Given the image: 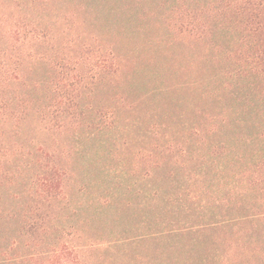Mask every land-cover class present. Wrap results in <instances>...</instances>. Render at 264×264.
Returning <instances> with one entry per match:
<instances>
[{
	"label": "trees",
	"instance_id": "1",
	"mask_svg": "<svg viewBox=\"0 0 264 264\" xmlns=\"http://www.w3.org/2000/svg\"><path fill=\"white\" fill-rule=\"evenodd\" d=\"M97 1L0 0V264H146L138 248L170 249L176 239L225 247L212 264H264V0H133V10L121 0L129 24L150 19L165 32L150 61L179 47L193 68L214 69L189 84L206 101L200 120L180 125L131 102L129 74L146 46L131 47L138 37L108 22L115 8L101 3L113 0ZM106 89L114 101L95 106ZM123 121L124 144L142 140L140 201L113 195L104 207L120 199L143 221L103 238L68 222L76 209L63 138ZM82 212L77 202V223Z\"/></svg>",
	"mask_w": 264,
	"mask_h": 264
},
{
	"label": "rangeland",
	"instance_id": "2",
	"mask_svg": "<svg viewBox=\"0 0 264 264\" xmlns=\"http://www.w3.org/2000/svg\"><path fill=\"white\" fill-rule=\"evenodd\" d=\"M113 1L112 3H101L108 8H115L114 14L116 15L108 18V22L120 32L124 31V28L120 26L123 25L127 28L129 36L138 37L131 47L136 48L138 44L142 43L146 46V50H143L140 57V71L129 74L131 78L128 80V90H130L131 102L134 100L135 104L139 105L140 111L154 110L152 112L160 116L158 123L171 122V118L174 119L172 125L200 120L196 114V108H203L206 101L200 102V93L193 92V87L190 88L189 84L194 81V78L213 76L214 69L206 68L198 62L196 63L199 65L198 67L204 68V70L193 68L188 64L191 59L187 56L190 53H183L179 47L174 49L176 52L173 51V54L170 52L172 55L164 61L159 57L150 61V56H158L153 50H149L152 47L151 42L157 36L159 38L164 36V30H157L154 27L155 23L149 21L150 19L134 18V22L129 24L126 20L129 12H125V8H127L125 2ZM68 3L72 7H77V0H68ZM127 4L130 5L128 7H132L133 0ZM94 6L98 7L96 3ZM145 23L146 30L141 34L138 32L139 27L144 26ZM147 23L153 26L149 25L148 27ZM43 71L44 69L37 70L32 74V79L40 77ZM152 88L155 91L147 98L146 93ZM109 91L106 89L96 93L92 99L94 105H106L113 102V92ZM124 117L127 115L124 114ZM134 117L130 116L131 119ZM126 124L128 123L123 121L121 127L116 131L105 132L103 129L102 132H96L90 137H87L86 133L79 135L76 131L63 138V142L65 141L67 146L71 147L69 154L72 157L66 159V162L73 174L70 189L72 205L76 209L73 213L74 218H69L68 222L70 225L84 229L87 233L104 236L103 238L119 235L122 231L137 226L140 221H143L142 214L138 215L135 210L129 211L123 208L124 201L120 199L116 200V204H113L112 208H109L110 210L104 207V205L107 206L106 201L110 200L113 195H122L125 200H130L134 205L140 201L135 192L141 188V177L144 174L146 163L142 162L140 156L137 157L136 152L143 145L141 139L134 142L133 150L124 144L129 139ZM106 125L109 126V122L104 126ZM25 134L32 137L38 136L33 124H26ZM134 165L138 168L136 172L132 170ZM77 202H82L83 208L82 217L78 223ZM136 213L137 215H134ZM174 241L167 242L173 244ZM208 241L210 242V240ZM175 242L177 243L172 245V249L161 245L159 246L160 250L157 251L156 246L154 250V246L150 245V248L147 249L145 245L146 247L138 248L137 251L149 260L146 264H212L209 256H211V252H215L214 248L222 253L228 252L225 247L212 245L213 242H205L202 245L191 244L188 239H176ZM102 253L104 257L107 256L104 251ZM216 263L213 262V264ZM99 264L105 263L100 259Z\"/></svg>",
	"mask_w": 264,
	"mask_h": 264
}]
</instances>
